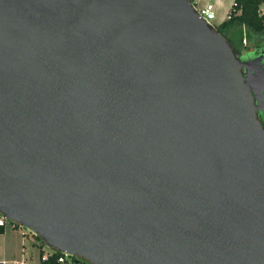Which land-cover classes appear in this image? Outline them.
Returning <instances> with one entry per match:
<instances>
[{
  "label": "water",
  "instance_id": "1",
  "mask_svg": "<svg viewBox=\"0 0 264 264\" xmlns=\"http://www.w3.org/2000/svg\"><path fill=\"white\" fill-rule=\"evenodd\" d=\"M262 57L191 0H0V214L87 264H264Z\"/></svg>",
  "mask_w": 264,
  "mask_h": 264
},
{
  "label": "trees",
  "instance_id": "2",
  "mask_svg": "<svg viewBox=\"0 0 264 264\" xmlns=\"http://www.w3.org/2000/svg\"><path fill=\"white\" fill-rule=\"evenodd\" d=\"M216 27L230 41L234 50H239L244 45L245 39L264 34V0H233L227 17ZM12 223L14 226H19L16 222L12 221ZM0 231H3V225H0ZM34 236L40 248L45 247L39 236L36 234ZM44 252L47 253V257H41L40 264H62L58 261L62 253L50 247L41 249V255ZM66 261L67 264H87L80 261L77 256L67 257Z\"/></svg>",
  "mask_w": 264,
  "mask_h": 264
},
{
  "label": "crops",
  "instance_id": "3",
  "mask_svg": "<svg viewBox=\"0 0 264 264\" xmlns=\"http://www.w3.org/2000/svg\"><path fill=\"white\" fill-rule=\"evenodd\" d=\"M41 249L46 248H40L34 234L30 235L13 223L3 225V231H0V264H40Z\"/></svg>",
  "mask_w": 264,
  "mask_h": 264
},
{
  "label": "flooded vegetation",
  "instance_id": "4",
  "mask_svg": "<svg viewBox=\"0 0 264 264\" xmlns=\"http://www.w3.org/2000/svg\"><path fill=\"white\" fill-rule=\"evenodd\" d=\"M235 51L241 59L262 55V61L264 62V34L255 35L251 39H245L244 45ZM257 117L264 125V108L257 109Z\"/></svg>",
  "mask_w": 264,
  "mask_h": 264
},
{
  "label": "built area",
  "instance_id": "5",
  "mask_svg": "<svg viewBox=\"0 0 264 264\" xmlns=\"http://www.w3.org/2000/svg\"><path fill=\"white\" fill-rule=\"evenodd\" d=\"M195 7L197 8V10L199 11V13L204 16L207 20H209L210 22H212V19L215 17V4L211 1H206V2H203L199 5H197V0H191ZM6 220L7 218H4L1 214H0V225H5L6 223ZM12 223V222H11ZM42 258H46L47 257V253L44 252L42 255H41ZM67 257H70L66 254H63L60 255L58 257V261L62 264H67L68 261L67 260ZM77 264V263H75Z\"/></svg>",
  "mask_w": 264,
  "mask_h": 264
},
{
  "label": "rangeland",
  "instance_id": "6",
  "mask_svg": "<svg viewBox=\"0 0 264 264\" xmlns=\"http://www.w3.org/2000/svg\"><path fill=\"white\" fill-rule=\"evenodd\" d=\"M206 1H211L215 4V17L212 19V23L217 25L220 21L225 19L227 17V12L231 7V4L233 0H198L197 5L206 2ZM11 224V221L9 219L6 220V226H9ZM22 227V226H20ZM25 229L24 227H22ZM26 230V229H25ZM30 235L32 233L27 230ZM46 248H49L47 245H45Z\"/></svg>",
  "mask_w": 264,
  "mask_h": 264
}]
</instances>
